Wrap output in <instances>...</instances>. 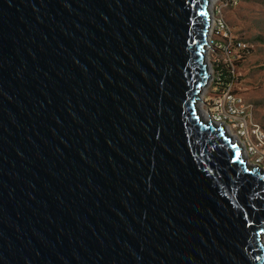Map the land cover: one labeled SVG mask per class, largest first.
Wrapping results in <instances>:
<instances>
[{
  "label": "water",
  "instance_id": "1",
  "mask_svg": "<svg viewBox=\"0 0 264 264\" xmlns=\"http://www.w3.org/2000/svg\"><path fill=\"white\" fill-rule=\"evenodd\" d=\"M208 1L0 0V264H264V174L196 106Z\"/></svg>",
  "mask_w": 264,
  "mask_h": 264
},
{
  "label": "built area",
  "instance_id": "2",
  "mask_svg": "<svg viewBox=\"0 0 264 264\" xmlns=\"http://www.w3.org/2000/svg\"><path fill=\"white\" fill-rule=\"evenodd\" d=\"M212 10L206 33L204 54L208 55V75L202 87L199 110L204 120L222 128L234 141L246 163L264 173V131L253 121L251 105L234 90L235 62L241 60L249 44L237 37L222 14L223 7H234L237 0H219ZM207 57V56H206ZM221 71L226 73L222 82Z\"/></svg>",
  "mask_w": 264,
  "mask_h": 264
},
{
  "label": "rangeland",
  "instance_id": "3",
  "mask_svg": "<svg viewBox=\"0 0 264 264\" xmlns=\"http://www.w3.org/2000/svg\"><path fill=\"white\" fill-rule=\"evenodd\" d=\"M219 4L214 0L212 10ZM222 14L237 37L249 44L243 58L235 62L234 90L251 105L252 119L264 131V0H237L234 7H223Z\"/></svg>",
  "mask_w": 264,
  "mask_h": 264
},
{
  "label": "bare ground",
  "instance_id": "4",
  "mask_svg": "<svg viewBox=\"0 0 264 264\" xmlns=\"http://www.w3.org/2000/svg\"><path fill=\"white\" fill-rule=\"evenodd\" d=\"M213 2H214V0H209L208 1V8H209V10L211 11V13H212V5H213ZM207 57H206V54H205V56H204V60L207 62V59H206ZM196 106H197V109H198V111H199V113L202 115V113H201V111L199 110V106H200V101L198 100V101H196ZM202 117V116H201ZM205 119V118H204ZM262 241L264 242V235H263V237H262Z\"/></svg>",
  "mask_w": 264,
  "mask_h": 264
},
{
  "label": "trees",
  "instance_id": "5",
  "mask_svg": "<svg viewBox=\"0 0 264 264\" xmlns=\"http://www.w3.org/2000/svg\"><path fill=\"white\" fill-rule=\"evenodd\" d=\"M220 73H221V77H224V78H222L221 81L222 82H225L226 81V78L225 77L227 76L226 73H225V71H221Z\"/></svg>",
  "mask_w": 264,
  "mask_h": 264
},
{
  "label": "clouds",
  "instance_id": "6",
  "mask_svg": "<svg viewBox=\"0 0 264 264\" xmlns=\"http://www.w3.org/2000/svg\"><path fill=\"white\" fill-rule=\"evenodd\" d=\"M205 85V84H204ZM199 100V96H198V98H197V101ZM200 116H202L201 114H200ZM203 118V117H202ZM204 119V118H203ZM205 122H208V123H210L211 124V122L210 121H208V120H205ZM213 125V124H212ZM214 126V125H213ZM216 127V126H215ZM217 127H219V126H217ZM224 133V132H223ZM225 134V133H224ZM227 136V135H226ZM230 139V138H229ZM241 152V151H240ZM243 156V155H242ZM244 158V157H243ZM245 160V159H244ZM246 162V161H245ZM251 167H253V166H251ZM255 168V167H254ZM261 172V171H260ZM261 173H263V172H261ZM264 174V173H263Z\"/></svg>",
  "mask_w": 264,
  "mask_h": 264
},
{
  "label": "snow or ice",
  "instance_id": "7",
  "mask_svg": "<svg viewBox=\"0 0 264 264\" xmlns=\"http://www.w3.org/2000/svg\"><path fill=\"white\" fill-rule=\"evenodd\" d=\"M233 147H235V145H233ZM236 158L239 160V153L238 152L236 154Z\"/></svg>",
  "mask_w": 264,
  "mask_h": 264
}]
</instances>
